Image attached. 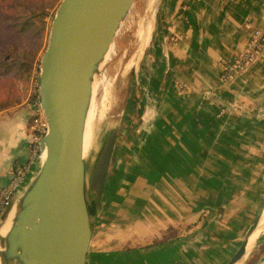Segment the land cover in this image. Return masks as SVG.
<instances>
[{
    "label": "crops",
    "instance_id": "obj_1",
    "mask_svg": "<svg viewBox=\"0 0 264 264\" xmlns=\"http://www.w3.org/2000/svg\"><path fill=\"white\" fill-rule=\"evenodd\" d=\"M253 28H264V0H160L139 75L141 114L123 113L86 264H227L238 250L251 224L231 211L255 195L235 188L252 182L249 157L264 155V118L232 100L264 86V54L229 87L219 63L249 49ZM27 90L0 112V188L28 160Z\"/></svg>",
    "mask_w": 264,
    "mask_h": 264
},
{
    "label": "water",
    "instance_id": "obj_2",
    "mask_svg": "<svg viewBox=\"0 0 264 264\" xmlns=\"http://www.w3.org/2000/svg\"><path fill=\"white\" fill-rule=\"evenodd\" d=\"M133 0H61L39 61L40 107L48 132L41 141L43 161L0 215V264H86L119 125L103 137L100 167L85 199L83 138L91 98L95 102L105 58ZM168 73L165 75L167 81ZM161 112H164L162 110ZM142 119H139L138 126ZM260 215V214H259ZM259 216L227 264L246 253ZM198 236L193 233L181 242ZM264 241L256 240V243ZM180 242V243H181ZM167 245L139 250L141 256ZM251 249V250H252ZM258 264H264V258Z\"/></svg>",
    "mask_w": 264,
    "mask_h": 264
},
{
    "label": "rangeland",
    "instance_id": "obj_3",
    "mask_svg": "<svg viewBox=\"0 0 264 264\" xmlns=\"http://www.w3.org/2000/svg\"><path fill=\"white\" fill-rule=\"evenodd\" d=\"M43 1L44 3H48L51 0H43ZM60 1L61 0L56 1L53 7L47 9L48 16L45 21L47 22V27L49 29L52 18ZM148 2L149 0L146 1L133 0L132 2L133 4H131V7L129 8L127 15L125 16L124 20L121 22L119 26L120 28L118 29L119 31H117L118 33L116 34L113 43L112 58L102 70L101 79H100L101 81L97 86V90H96L97 94L95 97V102L96 105H98V103L99 104L102 103V100L105 97L107 98L103 102L104 105L106 106V112L101 122L103 137L105 133L110 129L116 127L117 125H119L120 127L124 112L128 113L130 121L136 120L137 117L141 114L139 113V109H140L139 107H141L142 105L141 103H139V101H141L142 99L141 96L142 90L139 87L141 86L140 80L143 77L139 78V75L142 70L144 71L146 70V67L143 66V60H144L143 57H144V53H146L147 50L149 49V44L147 45L146 42L141 47V51L138 56L137 31L139 30L140 24L146 23L148 10L149 13L153 12L155 14L154 15L155 18L153 22L155 24L160 0H156L149 9L147 8L146 5V3ZM49 29H48V33H49ZM253 29H257V28H253ZM253 29H251V31ZM153 33L154 31H152L150 34V41L152 39ZM120 41L121 43L118 46V43ZM176 42L177 39L173 36L169 37L167 41V43L171 46L175 45ZM45 45H47V42L44 41L42 48L38 51L37 56L33 61L29 81L31 80L32 75L36 77L39 73V61L42 53L45 50L44 47L46 48ZM263 54L264 51L261 52L260 56H262ZM259 57H257V59ZM143 75L145 76V74ZM242 78L244 79L245 76H243ZM235 82H237V80ZM233 97L234 98L232 100L233 101L232 108L236 109L237 106V109L241 110V112H243L244 115L256 116L255 118L257 119H261V117L264 118V86L263 85H260V87L258 86L255 88L250 87L249 89H245L244 92L235 94ZM246 101L250 103V108H245V106H243L244 104L247 103ZM150 104L151 106H154L152 101L150 102ZM254 121L255 119L252 122L256 124ZM101 146L99 150L101 149ZM257 151L258 153H262L264 151V143H259L257 145ZM249 160L251 163L250 167L252 169L250 174V179L252 182H246V181L240 182L239 187L236 186L235 189L238 190L239 195L240 192L243 190L246 192L252 191L255 196L251 198L244 197L239 203L240 206L236 205V207L239 206L240 209L239 208L238 210L232 209L231 212L232 213H235V211L239 212V215H237L238 220L242 218L241 220L243 222L252 224L255 218L259 216L262 207L264 206V155L263 157H261V159H259L256 157V154H254L253 156L249 157ZM263 238L264 235L261 236L259 240ZM263 258H264V241H261L259 243H256L255 247L250 251V254L242 264H258L261 260H263Z\"/></svg>",
    "mask_w": 264,
    "mask_h": 264
},
{
    "label": "trees",
    "instance_id": "obj_4",
    "mask_svg": "<svg viewBox=\"0 0 264 264\" xmlns=\"http://www.w3.org/2000/svg\"><path fill=\"white\" fill-rule=\"evenodd\" d=\"M56 1L0 0V112L23 100L33 61L48 39L47 9Z\"/></svg>",
    "mask_w": 264,
    "mask_h": 264
},
{
    "label": "built area",
    "instance_id": "obj_5",
    "mask_svg": "<svg viewBox=\"0 0 264 264\" xmlns=\"http://www.w3.org/2000/svg\"><path fill=\"white\" fill-rule=\"evenodd\" d=\"M264 51V29H253L250 34L249 49L236 55L232 60L221 59L219 80L229 87L236 80L242 79L249 71L257 57ZM27 102L30 107V125L28 138V160L25 164L16 165L10 171L9 182L0 188V215L9 205L12 197L26 180L27 176L43 161L41 141L48 132L46 118L40 107L39 73L32 75L27 90Z\"/></svg>",
    "mask_w": 264,
    "mask_h": 264
},
{
    "label": "bare ground",
    "instance_id": "obj_6",
    "mask_svg": "<svg viewBox=\"0 0 264 264\" xmlns=\"http://www.w3.org/2000/svg\"><path fill=\"white\" fill-rule=\"evenodd\" d=\"M146 1V0H145ZM156 0H149L148 3H146L147 8L149 9ZM133 4V3H132ZM158 4V3H157ZM135 9V8H134ZM144 11V10H143ZM138 13V11H137ZM154 13L150 12L148 10L147 13V21L146 23H142L139 25V30L137 31V38H138V56L141 51V47L149 40L150 38V29L152 27V24L154 22ZM144 18V17H143ZM132 24V23H131ZM138 24V22H137ZM135 25V24H134ZM120 29V28H119ZM136 29V28H135ZM137 30V29H136ZM119 31V30H118ZM136 32V31H135ZM150 32V34H149ZM118 33V32H117ZM130 34V33H129ZM128 34V35H129ZM134 34V32H133ZM130 36V35H129ZM126 37V36H125ZM128 37V36H127ZM131 37V36H130ZM148 39V40H147ZM128 41V40H127ZM132 41V40H131ZM121 43V41L118 43ZM132 44V42H131ZM123 45V44H122ZM112 49H110L109 53L107 54L104 63L107 64L111 58H112ZM122 51V50H120ZM132 51V50H131ZM122 54V53H121ZM120 55V54H119ZM137 57V56H136ZM129 58V57H128ZM117 60V59H116ZM123 60V59H122ZM134 60V59H133ZM123 62V61H122ZM136 62V61H135ZM121 63V62H120ZM105 67V66H104ZM120 68V67H119ZM125 71V70H124ZM117 75V74H116ZM113 79V78H112ZM101 81V80H100ZM124 83V82H123ZM122 84V83H121ZM125 84V83H124ZM123 85V84H122ZM124 86V85H123ZM100 89V88H99ZM103 89V87H102ZM102 91V90H101ZM109 93V92H108ZM100 97V96H99ZM104 98V97H103ZM102 98V99H103ZM111 98V97H110ZM107 98L105 97L102 100V103H98L96 105L93 102V97L91 98V104L89 111L87 113V118L85 122V131H84V138H83V158L85 161V167L83 171V183L85 188V199L87 203L91 200V195L88 192V188L91 185L93 178L95 177L96 173L99 170L100 167V154L101 149L99 150L102 142H103V130L101 129V122L104 118V114L106 112V106L104 105V100ZM101 100V99H100ZM110 101V99H109ZM115 101V100H114ZM118 101V100H117ZM112 105V104H111ZM121 116V115H120ZM147 120V119H146ZM102 148V146H101ZM99 151V152H98ZM44 158V155H42V159ZM39 163L37 167L38 169ZM10 227V221H7L0 230V235L4 236ZM264 235V207L259 215V224L255 232L249 237L248 239V245H247V252L250 251V249L253 247L256 240H259L261 236ZM246 255V254H245ZM245 255L236 263L240 264L241 260L245 257Z\"/></svg>",
    "mask_w": 264,
    "mask_h": 264
}]
</instances>
